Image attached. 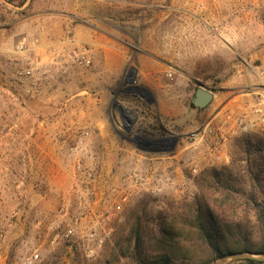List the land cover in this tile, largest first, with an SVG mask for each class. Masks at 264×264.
<instances>
[{
  "label": "rangeland",
  "instance_id": "374dc122",
  "mask_svg": "<svg viewBox=\"0 0 264 264\" xmlns=\"http://www.w3.org/2000/svg\"><path fill=\"white\" fill-rule=\"evenodd\" d=\"M261 66L264 0H0V264H133L121 249L137 217L154 250L189 201L225 193L256 241L247 199H264V168L250 186L258 153L243 140L264 150ZM197 87L213 92L206 107L191 102ZM157 93L161 137L179 140L164 169L109 161L107 143L137 134L128 123L100 136L79 127L95 96ZM195 129L193 141L178 134ZM189 238L173 241L190 262Z\"/></svg>",
  "mask_w": 264,
  "mask_h": 264
},
{
  "label": "trees",
  "instance_id": "16d2710c",
  "mask_svg": "<svg viewBox=\"0 0 264 264\" xmlns=\"http://www.w3.org/2000/svg\"><path fill=\"white\" fill-rule=\"evenodd\" d=\"M158 129L163 132V125L159 124ZM244 138L246 151L258 153L253 160L257 167V173L247 171L251 176L250 186L256 187L260 181V174L263 172L264 157L263 141ZM204 202L193 198L186 205L187 211L179 215L180 228L161 226V238L155 241L156 247L152 250L146 240L147 230L142 228L140 217H137L132 225L126 244L121 249V254L131 260L133 264H209L221 259L230 253L249 252L264 255V199L251 195L247 204L254 210V222L257 225V237L254 241L250 238L246 227L236 213L234 208L235 200L229 193L222 194L210 199L204 195ZM229 205V207H226ZM217 209V212L215 209ZM244 218V217H243ZM248 219V218H245ZM163 220V224L167 223ZM187 226V227H186ZM189 227V230H188ZM186 234V237H182ZM189 235V248H192L190 262L188 256L183 254L182 247H175L173 240L187 239ZM153 239L152 236L148 237ZM155 240V239H154ZM245 264H264L263 260L246 257L238 258ZM226 264V263H225Z\"/></svg>",
  "mask_w": 264,
  "mask_h": 264
},
{
  "label": "crops",
  "instance_id": "0c3cea01",
  "mask_svg": "<svg viewBox=\"0 0 264 264\" xmlns=\"http://www.w3.org/2000/svg\"><path fill=\"white\" fill-rule=\"evenodd\" d=\"M100 32V31H99ZM102 33H106L104 30H101ZM109 33V32H107ZM87 33L90 37L93 35ZM99 34L97 37H101ZM158 81V80H157ZM159 82V81H158ZM157 85V84H156ZM257 92L256 95H258ZM144 100V98L142 97ZM147 99V100H146ZM146 104H150L149 108L144 102L134 100H114L111 102V98H106L103 95L95 96L91 98L90 110H81L79 111V119L86 116L85 121L79 120V127H91V132L95 133L96 136L100 135H110L111 131L117 132L120 124H127L126 128L130 126L138 130L137 134H134V138H129L126 142H112L107 143V150L110 152L109 161L116 160L118 156L124 155L123 160H128L130 162H139L140 165H145L148 170H159L164 169L163 165L168 161H165L164 155H158L155 152L154 145L152 144L153 140L159 139L162 136V132L158 129L159 124L163 125V119L157 115L156 111H160L163 107V101L161 96L157 93L156 98L149 100L145 98ZM149 100V101H148ZM151 101V103H150ZM135 105H130L133 104ZM223 107L216 110V114H220L223 111ZM154 108L156 109L154 111ZM135 112V113H134ZM134 113V114H132ZM253 118H258L257 115H253ZM186 132H180L178 134L184 135ZM183 140V139H182ZM185 140V139H184ZM179 140H177L176 143ZM105 144H102V146ZM102 146L97 147V150L102 149ZM176 144L174 150L176 149ZM129 163V162H128ZM171 163V162H170Z\"/></svg>",
  "mask_w": 264,
  "mask_h": 264
},
{
  "label": "water",
  "instance_id": "95a60500",
  "mask_svg": "<svg viewBox=\"0 0 264 264\" xmlns=\"http://www.w3.org/2000/svg\"><path fill=\"white\" fill-rule=\"evenodd\" d=\"M212 98H213V92L212 91H210L209 89H207L205 87H197L195 90L194 96L191 99V102L195 107L203 108L211 102ZM167 141H169V148L168 149H172L174 144L177 141V138L175 136H172V138L161 137L159 139L153 140L152 144L154 145V148L157 149V147L159 146L160 143L165 144ZM229 257H234V258L254 257V258H257V259L264 261V255L263 254L240 252V253H231V254L225 255L220 259L219 262H215L212 264H222L224 262V260L226 258H229Z\"/></svg>",
  "mask_w": 264,
  "mask_h": 264
},
{
  "label": "built area",
  "instance_id": "2783aa9c",
  "mask_svg": "<svg viewBox=\"0 0 264 264\" xmlns=\"http://www.w3.org/2000/svg\"><path fill=\"white\" fill-rule=\"evenodd\" d=\"M81 62L85 63V64H89V60L87 58H85L84 56H82ZM258 78L260 79V86L264 87V66H261L258 68ZM30 71L27 70L26 73H29ZM263 97L260 96L256 99V101L254 102V111L258 114L262 113V103H263ZM200 133L198 132L197 129L195 130H190L188 132H186L183 136L186 140L188 141H193L195 139H197L199 137ZM161 138V137H160ZM166 138V137H164ZM177 138V137H176ZM177 142V141H176ZM176 144V143H175ZM175 144L173 146L172 149H168L169 148V141H167L165 144H159V146L157 147V149L155 150L156 154L158 155H166V154H170L174 151V147ZM217 159H219V157H217ZM139 176V175H136ZM161 175L157 176H145V175H141L138 178H141L142 181H145L144 178H160ZM154 186V185H153ZM152 192H155L157 189V186L155 185L153 188H149Z\"/></svg>",
  "mask_w": 264,
  "mask_h": 264
},
{
  "label": "flooded vegetation",
  "instance_id": "af4514ba",
  "mask_svg": "<svg viewBox=\"0 0 264 264\" xmlns=\"http://www.w3.org/2000/svg\"><path fill=\"white\" fill-rule=\"evenodd\" d=\"M206 107V106H205Z\"/></svg>",
  "mask_w": 264,
  "mask_h": 264
}]
</instances>
